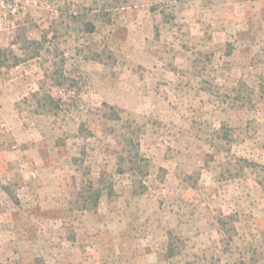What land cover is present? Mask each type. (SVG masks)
Wrapping results in <instances>:
<instances>
[{"label": "rangeland", "instance_id": "rangeland-1", "mask_svg": "<svg viewBox=\"0 0 264 264\" xmlns=\"http://www.w3.org/2000/svg\"><path fill=\"white\" fill-rule=\"evenodd\" d=\"M15 1L0 264H264V0Z\"/></svg>", "mask_w": 264, "mask_h": 264}, {"label": "built area", "instance_id": "built-area-1", "mask_svg": "<svg viewBox=\"0 0 264 264\" xmlns=\"http://www.w3.org/2000/svg\"><path fill=\"white\" fill-rule=\"evenodd\" d=\"M3 6H7V8H11V10L16 9V1L15 0H3ZM4 18L0 16V27L4 23Z\"/></svg>", "mask_w": 264, "mask_h": 264}]
</instances>
